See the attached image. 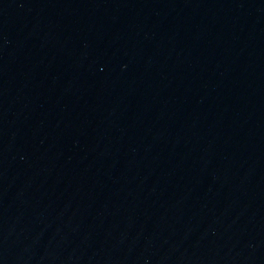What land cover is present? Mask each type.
Here are the masks:
<instances>
[{
  "label": "water",
  "instance_id": "95a60500",
  "mask_svg": "<svg viewBox=\"0 0 264 264\" xmlns=\"http://www.w3.org/2000/svg\"><path fill=\"white\" fill-rule=\"evenodd\" d=\"M0 264H264V0H0Z\"/></svg>",
  "mask_w": 264,
  "mask_h": 264
}]
</instances>
